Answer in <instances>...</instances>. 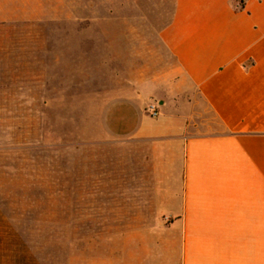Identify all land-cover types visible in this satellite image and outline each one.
Listing matches in <instances>:
<instances>
[{
  "label": "crops",
  "instance_id": "obj_1",
  "mask_svg": "<svg viewBox=\"0 0 264 264\" xmlns=\"http://www.w3.org/2000/svg\"><path fill=\"white\" fill-rule=\"evenodd\" d=\"M9 1L26 0L0 6ZM157 40L164 52L156 57L173 65L163 59L146 75L135 68L122 82L129 93L105 108L103 128L128 151L119 163L128 171L82 176V228L97 231L94 243L113 264H264V0H174ZM1 44L0 69L24 78V41L12 49ZM34 58L30 70L40 71V56ZM175 76L183 77L176 86L196 91L218 130L203 132L163 96ZM10 77L2 74L0 100L20 99ZM154 102L159 114L151 117L146 108Z\"/></svg>",
  "mask_w": 264,
  "mask_h": 264
},
{
  "label": "rangeland",
  "instance_id": "obj_2",
  "mask_svg": "<svg viewBox=\"0 0 264 264\" xmlns=\"http://www.w3.org/2000/svg\"><path fill=\"white\" fill-rule=\"evenodd\" d=\"M173 6L174 0H26L0 6V33L13 35L0 37V47L9 41L12 49L19 40L27 47L21 55L25 70L19 71L24 78L0 69V90L2 74L10 73L16 81L10 88L20 93L19 100H0V264H68L72 257L80 258L78 264H113L107 249L94 243L97 231L82 228V176L128 171L119 164L128 151L108 136L102 115L129 93L123 83L135 68L146 75L163 59L173 65L166 55L156 57L164 52L157 35ZM29 14L53 18H12ZM35 55L41 63L36 72L30 70ZM172 80L163 96L190 112L203 132L218 130L196 91L186 83L176 86L182 76Z\"/></svg>",
  "mask_w": 264,
  "mask_h": 264
},
{
  "label": "built area",
  "instance_id": "obj_3",
  "mask_svg": "<svg viewBox=\"0 0 264 264\" xmlns=\"http://www.w3.org/2000/svg\"><path fill=\"white\" fill-rule=\"evenodd\" d=\"M147 113L151 117H156L159 114V105L157 102L150 103L146 108Z\"/></svg>",
  "mask_w": 264,
  "mask_h": 264
}]
</instances>
